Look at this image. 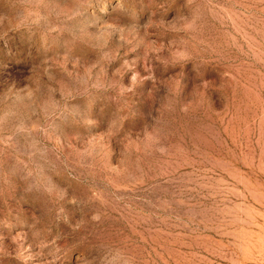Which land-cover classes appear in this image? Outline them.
I'll use <instances>...</instances> for the list:
<instances>
[{
    "label": "rangeland",
    "instance_id": "rangeland-1",
    "mask_svg": "<svg viewBox=\"0 0 264 264\" xmlns=\"http://www.w3.org/2000/svg\"><path fill=\"white\" fill-rule=\"evenodd\" d=\"M0 264H264V0H0Z\"/></svg>",
    "mask_w": 264,
    "mask_h": 264
},
{
    "label": "clouds",
    "instance_id": "clouds-1",
    "mask_svg": "<svg viewBox=\"0 0 264 264\" xmlns=\"http://www.w3.org/2000/svg\"><path fill=\"white\" fill-rule=\"evenodd\" d=\"M94 219H98V217H94Z\"/></svg>",
    "mask_w": 264,
    "mask_h": 264
}]
</instances>
